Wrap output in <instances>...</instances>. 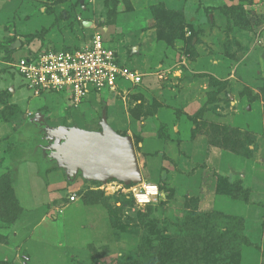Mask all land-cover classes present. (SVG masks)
<instances>
[{
	"label": "rangeland",
	"instance_id": "rangeland-1",
	"mask_svg": "<svg viewBox=\"0 0 264 264\" xmlns=\"http://www.w3.org/2000/svg\"><path fill=\"white\" fill-rule=\"evenodd\" d=\"M0 1L9 10L0 11V264H264V0ZM150 6L153 38L170 47L142 42L147 35L134 27L121 30L140 24L139 12L118 18L123 34L103 36L141 74L138 84L74 105L66 91L31 92L18 74L15 64L29 53L79 49L117 13ZM82 14L90 28L82 27ZM108 106L116 117L108 123L135 139L141 183L89 181L79 172L71 178L46 158L53 141L44 126L100 132ZM162 108L196 152L210 145L242 162L212 164L242 170L232 183L241 194L213 208L201 164L197 176L164 180L159 169L147 177L137 142L153 132V114ZM150 137L165 140L166 128L156 125ZM143 185L159 192L146 205L135 199Z\"/></svg>",
	"mask_w": 264,
	"mask_h": 264
},
{
	"label": "built area",
	"instance_id": "built-area-1",
	"mask_svg": "<svg viewBox=\"0 0 264 264\" xmlns=\"http://www.w3.org/2000/svg\"><path fill=\"white\" fill-rule=\"evenodd\" d=\"M114 53L98 32L79 49L42 48L32 56L28 54L19 59L15 66L31 92L66 91L71 94L72 103L78 105L91 93L116 92L125 85L123 83H139L141 75L122 66ZM158 193L156 186L143 185L135 194L136 203L146 205Z\"/></svg>",
	"mask_w": 264,
	"mask_h": 264
},
{
	"label": "crops",
	"instance_id": "crops-1",
	"mask_svg": "<svg viewBox=\"0 0 264 264\" xmlns=\"http://www.w3.org/2000/svg\"><path fill=\"white\" fill-rule=\"evenodd\" d=\"M90 2H93V1H87V3H90ZM82 3H83V1L81 2V4ZM7 7H8L7 1L4 2V3L2 1H0V11H1V13H8L9 10H6ZM14 9H15V7H14ZM153 9L154 8H151V6H150L149 8L144 9V11L143 10L134 9V10H128V11H123V12L117 13L115 15V19H114V22H112V24L107 25L105 28H99V30L102 31V32L100 31L99 33L102 34L103 43H109L103 37L104 34H105L104 32H107V31L108 32H115L116 31V34H123V33L119 32L120 30H118V24L121 23V22H124V21L120 20L119 23H117L118 22V18H121V16H122L124 19H126L125 16H127V17L128 16H134L132 14H135V13L139 12L138 17H139V23L140 24L122 26L121 30L127 31L129 27H134L137 30V31H135L136 33H138V31H139V36L143 37V36L147 35V38L141 39L142 42L146 43L149 40V41H151L150 43L153 45L155 42L158 41L164 46V48H166V46L170 47L167 44V42L164 40V38H160V37H158L157 39L153 38V36H154V33H153L154 27H153L152 24H153L154 19H155V14H154V10ZM74 12H75V10H74ZM75 14H78V13H75ZM75 14H73V15H75ZM83 14H84V11H83ZM83 14H82V19H84V20H82V22H81L82 27H83V23L86 22L85 18H87V19L90 18V17H85ZM69 15L73 16L71 13ZM73 17L75 18V16H73ZM79 19L81 20V17ZM71 20H74V19H70L69 22ZM89 23H90V21H89ZM92 24L93 23H90V26L88 28H90L92 26ZM114 26H116V27L114 28ZM94 31L95 30H93V32ZM131 32H133V31H131ZM84 33H86V32H84ZM96 33H98V31H95V33H92V35L90 36V39ZM150 38H151V40H150ZM104 40L106 42H104ZM106 46L108 48H110L111 50L113 49L110 43H109V46L108 45H106ZM54 47H51V48H54ZM60 47H63V46H60ZM133 51H136V49H134ZM117 58H118L119 63L122 66H125L127 68L126 64L122 60L120 61L118 56H117ZM129 70H131V69H129ZM132 71L139 73L138 71H136L134 69ZM123 84H127V83H123ZM121 89H119V90H121ZM99 93H91L89 95H86L85 98L91 96L92 94H95L97 96V94H99ZM109 93L112 94V92H109ZM164 110L165 109L162 108L160 110H157V112L155 114H153V118H152L153 119V123H154L153 124V132L149 133V131H148V134H150V135L154 134V128H155L156 125H157L158 129L161 126H164L166 128V139L165 140L164 139H160V138L154 139L156 137L153 136L154 137L153 138V137H150V135L147 136V134L146 135L142 134L141 139L137 142V146H138V149L140 150V154H141V156L144 159V165H145V169L144 170H145V173L147 174V177L152 179V177H154L153 176L154 172L156 170H159V169L160 170L161 169L164 170L162 175H164V173L167 172L166 176H169V177L170 176L174 177L175 174H177V173L178 174L179 173L188 174L189 172H191L195 168V164H199V165L201 164L204 167V169L200 170L201 173L199 175L203 176V177H200V179H202V180L206 179L207 180V183H208L207 193L212 195V197L214 199V200H212V205H213V208H215L217 201H226L225 198L226 199L230 198V197H226V196H218V195H216V193H215V182H216V178H217L216 176H218V175L219 176H223V177H226L227 179L228 178L230 179V176H234V177L231 178V183L228 180V182L230 184H232L234 182H238L237 180H239V179H237V177H238L239 174H237V173L241 172L242 170L240 168H238L237 169V170H239L238 172H237V170L236 171L230 170V172H229V170H227L226 168H223V167H222V169L219 168V170H217V169L213 168L212 164L215 163L214 162L215 160L219 161V163L221 164V161H222V159L224 157H228L230 159H234L235 161H238V162H241V161L233 158L225 150H222L221 148L210 146V145L206 146L204 148V150H203V153H201V154L197 151L198 152V155H197L195 146L192 143H189L187 141V136H186L187 132L185 131V129H182L183 127H180V126L176 125V123H177V122H175L176 119H173L172 117L171 118L170 117H166L165 114H162L161 112L164 111ZM106 113H107L106 115H108V117H106L107 124L115 132L120 131L118 129H115L112 126L111 122H110V124L108 123L109 116L112 117V118L115 117L113 115V113L111 115L109 114L110 113V107L109 106H108V108H106ZM114 121H116V120L114 119ZM179 122H183V121H179ZM120 124H121L120 128H123L121 122H120ZM182 125L185 126L184 124H182ZM182 133H185V134L182 135ZM132 138H133L132 141H134L135 140L134 137H132ZM155 156H157V158L158 157H160V158H158V159L156 158L154 161H151L152 160L151 157H155ZM202 156H203L204 160L202 159ZM156 160H159L160 165H161L162 162H167L168 164L172 165V167H168V166L166 167V166H163V165H161L162 166L161 167L160 165L157 164ZM220 164H216V165H218V167H219ZM174 166H175V168H174ZM205 170H206V172H205ZM140 172H141V176H144L143 171L141 170ZM197 173H198V171H196L194 175L197 176L196 175ZM206 173H207V175H206Z\"/></svg>",
	"mask_w": 264,
	"mask_h": 264
},
{
	"label": "water",
	"instance_id": "water-1",
	"mask_svg": "<svg viewBox=\"0 0 264 264\" xmlns=\"http://www.w3.org/2000/svg\"><path fill=\"white\" fill-rule=\"evenodd\" d=\"M89 27V22L83 23ZM16 42L13 48L20 47ZM100 132H90L77 127L47 128V139L53 141L45 148L46 158L54 159L71 178L79 172L89 181L106 183L118 181L124 185L142 182L133 141L121 136L106 123V112L102 113Z\"/></svg>",
	"mask_w": 264,
	"mask_h": 264
},
{
	"label": "trees",
	"instance_id": "trees-1",
	"mask_svg": "<svg viewBox=\"0 0 264 264\" xmlns=\"http://www.w3.org/2000/svg\"><path fill=\"white\" fill-rule=\"evenodd\" d=\"M154 10V14H155V17H156V13H155V9ZM167 12V11H166ZM164 13V12H163ZM165 15V14H164ZM165 41L167 42V40L165 39ZM168 43V42H167ZM42 48L38 49V50H41ZM56 49V48H55ZM65 51H71V50H74V49H70V48H64ZM30 54V53H29ZM31 56L33 54H30ZM122 136V135H121ZM199 167L200 166H195V168L197 169V171H199ZM196 172L195 169H193L191 172H189L188 174H192ZM167 175V172L164 173V175H162L163 179L165 180L166 179V176ZM216 182H215V193L216 195L218 196H226V197H231V198H234V193H242L241 189L239 188V186H237L238 184H230L227 180L226 177H223V176H216ZM211 264H214L213 261Z\"/></svg>",
	"mask_w": 264,
	"mask_h": 264
},
{
	"label": "bare ground",
	"instance_id": "bare-ground-1",
	"mask_svg": "<svg viewBox=\"0 0 264 264\" xmlns=\"http://www.w3.org/2000/svg\"><path fill=\"white\" fill-rule=\"evenodd\" d=\"M107 123V122H106Z\"/></svg>",
	"mask_w": 264,
	"mask_h": 264
}]
</instances>
